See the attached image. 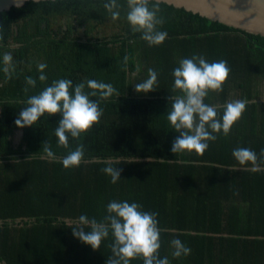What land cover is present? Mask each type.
Returning a JSON list of instances; mask_svg holds the SVG:
<instances>
[{
    "label": "trees",
    "instance_id": "obj_1",
    "mask_svg": "<svg viewBox=\"0 0 264 264\" xmlns=\"http://www.w3.org/2000/svg\"><path fill=\"white\" fill-rule=\"evenodd\" d=\"M120 3L119 20L111 19L102 0L29 1L0 13V264H106L111 235L93 250L70 227L81 215L102 221L112 200L159 213L160 257L170 264H264V165L252 171L232 155L238 147L258 155L264 149V37L161 3L164 23L158 27L168 38L150 46L131 31L125 0ZM5 52L17 64L10 80L2 71ZM193 55L226 60L231 69L223 90L210 92L206 103L220 106L222 115L225 103L248 101L230 134H217L203 156L171 151L180 133L166 118L173 69ZM39 63L47 65L44 82ZM149 68L158 72L156 91L138 93L134 85L148 78ZM28 76L36 79L35 89L26 85ZM61 78L74 85L110 83L120 93L100 101V123L79 139L70 137L68 148L55 136L59 114L32 127L15 124L28 97ZM18 131L24 134L16 145ZM47 141L56 160L42 151ZM81 143L85 162L64 168L63 157ZM107 166L122 169L116 184L101 171ZM173 239L189 246L191 255L174 258Z\"/></svg>",
    "mask_w": 264,
    "mask_h": 264
},
{
    "label": "clouds",
    "instance_id": "obj_2",
    "mask_svg": "<svg viewBox=\"0 0 264 264\" xmlns=\"http://www.w3.org/2000/svg\"><path fill=\"white\" fill-rule=\"evenodd\" d=\"M162 2L164 0H125L126 20L131 31L140 33L141 39L150 46L161 45L168 38V33L158 27L164 23V19L158 15ZM21 5L22 0L17 7ZM102 6L112 20L120 19L121 9L124 7L120 0H102ZM3 39L4 27L0 24V42ZM129 59L127 55L123 59L125 71ZM2 62V71L10 80L17 67L12 53H3ZM37 67L39 81H46L44 70L47 65L39 63ZM230 73L226 60L208 62L201 55L182 58L173 69L171 109L166 118L171 127L180 133L172 143L171 151L174 154L187 151L203 156L210 147L209 142L218 139L217 134L222 132L225 136L229 135L233 126L241 120L247 109V100L237 99L225 103L222 115L220 106L205 102L210 92L223 90ZM25 82L27 86L36 88L35 78L28 76ZM157 84L158 72L149 68L148 78L134 87L138 93L147 94L156 91ZM86 86L93 91L86 92ZM29 87L24 88L25 93L29 91ZM177 92L179 94H175ZM97 95L99 99H92ZM113 96L119 97L120 93L110 83L88 79L74 85L71 79L61 78L52 81L50 86H46L38 94L29 96L27 106L19 111L15 124L18 128L32 127L45 115L59 114L62 118L55 128V136L60 146L68 148L70 137L79 139L100 123L104 115L100 101ZM42 151L48 159H57L49 141L43 144ZM232 155L241 166L251 165L252 171H259L261 165H264V149L258 155L251 148L238 147L233 149ZM84 162L85 146L82 143L61 161L66 169L79 167ZM101 171L110 176L112 184L121 179L122 169L107 166ZM106 210L107 215L100 222L95 217L90 219L87 215L79 216L77 226L70 227L73 236L93 250H99L111 235L112 242L108 247L112 255L108 257L106 264H131L136 259H142L143 264H170L167 257H160L161 233L164 229L159 227L158 212L145 211L141 203L127 200H112L106 205ZM86 228L90 230L86 231ZM170 244L174 258L187 257L192 253V249L180 239H173Z\"/></svg>",
    "mask_w": 264,
    "mask_h": 264
},
{
    "label": "water",
    "instance_id": "obj_3",
    "mask_svg": "<svg viewBox=\"0 0 264 264\" xmlns=\"http://www.w3.org/2000/svg\"><path fill=\"white\" fill-rule=\"evenodd\" d=\"M29 1L55 0H22L20 7ZM18 3H21V0H0V13L12 10ZM162 3L186 9L211 21L264 37V0H164ZM17 134L15 144L20 143L24 132L18 131Z\"/></svg>",
    "mask_w": 264,
    "mask_h": 264
},
{
    "label": "rangeland",
    "instance_id": "obj_4",
    "mask_svg": "<svg viewBox=\"0 0 264 264\" xmlns=\"http://www.w3.org/2000/svg\"><path fill=\"white\" fill-rule=\"evenodd\" d=\"M261 89H263V92H264V84L262 85ZM261 102L264 101V93H263V96L260 98ZM18 138V134L16 133V135L14 136V139H17Z\"/></svg>",
    "mask_w": 264,
    "mask_h": 264
},
{
    "label": "crops",
    "instance_id": "obj_5",
    "mask_svg": "<svg viewBox=\"0 0 264 264\" xmlns=\"http://www.w3.org/2000/svg\"><path fill=\"white\" fill-rule=\"evenodd\" d=\"M23 138V137H22ZM22 141V139L20 140V142ZM17 145H19V144H17Z\"/></svg>",
    "mask_w": 264,
    "mask_h": 264
}]
</instances>
